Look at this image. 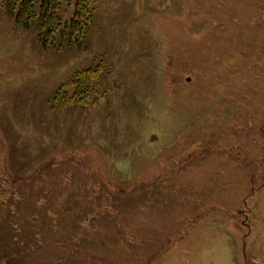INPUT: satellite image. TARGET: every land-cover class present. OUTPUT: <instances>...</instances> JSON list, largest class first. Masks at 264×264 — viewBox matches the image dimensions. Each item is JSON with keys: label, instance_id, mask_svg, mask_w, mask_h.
I'll return each instance as SVG.
<instances>
[{"label": "rangeland", "instance_id": "rangeland-1", "mask_svg": "<svg viewBox=\"0 0 264 264\" xmlns=\"http://www.w3.org/2000/svg\"><path fill=\"white\" fill-rule=\"evenodd\" d=\"M0 263L264 264V0H96L49 50L0 13Z\"/></svg>", "mask_w": 264, "mask_h": 264}, {"label": "trees", "instance_id": "trees-1", "mask_svg": "<svg viewBox=\"0 0 264 264\" xmlns=\"http://www.w3.org/2000/svg\"><path fill=\"white\" fill-rule=\"evenodd\" d=\"M95 2L96 0H0V13L13 18L25 30H37L38 40L45 49L80 47L89 38ZM70 6L74 7L73 14L64 19V8ZM97 70L86 69L80 73L79 78L90 81L95 76L93 71ZM76 84L81 91L87 90V87L80 86L82 81H77ZM62 94L59 89L54 105L63 99L60 97Z\"/></svg>", "mask_w": 264, "mask_h": 264}]
</instances>
